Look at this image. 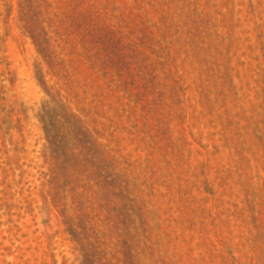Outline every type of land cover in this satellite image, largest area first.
<instances>
[{
  "label": "rangeland",
  "instance_id": "1",
  "mask_svg": "<svg viewBox=\"0 0 264 264\" xmlns=\"http://www.w3.org/2000/svg\"><path fill=\"white\" fill-rule=\"evenodd\" d=\"M0 264H264V0H0Z\"/></svg>",
  "mask_w": 264,
  "mask_h": 264
}]
</instances>
